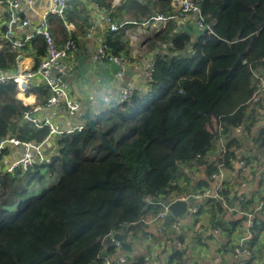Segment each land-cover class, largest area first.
<instances>
[{"label": "trees", "instance_id": "obj_1", "mask_svg": "<svg viewBox=\"0 0 264 264\" xmlns=\"http://www.w3.org/2000/svg\"><path fill=\"white\" fill-rule=\"evenodd\" d=\"M194 1L210 31L202 29L193 42L187 32L176 36L173 54L154 59L145 90H134L120 106L92 116L93 129L85 121L80 132L55 138L57 152L48 163L25 172L0 171V264H100L99 255L115 252L103 243L106 236L118 233L130 243L143 232L141 218L160 208L145 199L168 201L188 193L180 184L189 180L183 167H201L207 180L199 182L197 192L209 188L216 167L204 158L216 147L217 126L223 127L224 136L244 123L254 74L264 71V0ZM110 2L96 0L103 8ZM111 35L104 37L105 43L118 57L122 46ZM33 44L37 57H43L44 40ZM16 55L0 53V69L8 72ZM29 91L40 93L45 105V86ZM15 96L14 84H0V140L48 141L46 127L22 122L29 107ZM256 142L263 152L264 130ZM226 146L222 164L230 169L236 156ZM8 154V149L0 150V162ZM41 170L58 176L57 182L27 197L31 182L41 181ZM219 193L229 205L227 182ZM207 206L211 212L222 209L219 202ZM262 215L252 235L264 229V211ZM215 223L213 228L221 232L225 225ZM180 239L176 235L174 240ZM180 256L176 251L171 259Z\"/></svg>", "mask_w": 264, "mask_h": 264}, {"label": "crops", "instance_id": "obj_2", "mask_svg": "<svg viewBox=\"0 0 264 264\" xmlns=\"http://www.w3.org/2000/svg\"><path fill=\"white\" fill-rule=\"evenodd\" d=\"M48 1L35 0L33 9H30L23 1L16 8L15 13L20 20L28 19L31 25H35L36 15L45 10ZM132 1L138 3L139 7L133 6ZM176 1L111 0L110 6L103 8L98 7L96 0H72L64 15L49 16L47 21L56 46H62L70 35L79 42L75 62L73 64L63 63L67 72L62 76L57 68H54L52 76H60L61 80L66 83L72 98L81 104V109L74 117H66L62 107L48 111L43 110L41 109L42 95L31 91L25 96L16 95V100L23 106L29 107L28 109L39 108L36 116L39 118L49 116L58 129L69 130L85 122L83 115L92 100L114 94L118 87L132 88L135 91L145 90L147 84L146 63L156 57L162 58L173 54L171 42L181 33L187 32L191 36L192 42L200 35L201 29L197 27L196 18L193 15L181 19L172 18L164 22L151 20L157 15L164 17L169 14L170 16L174 15L177 11ZM28 11L32 13L28 14ZM106 19L118 25L116 31L106 33ZM7 21V14L0 8V53L11 52L8 49V44L2 39ZM12 30L15 36L21 37L30 30V27L20 28L17 24L12 26ZM87 32L90 33V37L85 38L84 35ZM108 34H112L113 41L122 46L117 55L123 59L126 65L120 77H117L119 67L116 64L109 61L100 63L92 61L93 51ZM34 46L32 42L16 55L14 65L11 64V69L6 71L9 75L25 73L36 68L44 56L37 57ZM186 51H183L182 55L186 54ZM258 76L259 80L264 79V71L260 70ZM40 84L39 78L34 77L29 82V90L40 87ZM29 99L32 100L25 102ZM261 105L264 106V96ZM245 112L244 123L236 128H229L226 135L222 136V143L225 146L229 145V148L234 151L235 160L243 157L249 160L251 165L249 173L245 176L240 174L235 162L232 163L230 169H226L228 209L220 205L222 208L220 212H211L207 202H192L191 205H196L198 212L180 216L183 222L181 230L169 231L165 228L162 235L156 234L154 226L142 225L143 232H137L136 239H131L129 243L132 248L131 253L125 255L128 264L141 259L144 264H152L153 257L156 259V264H264V229L256 236L254 233L252 235L251 230L249 232L246 226V218L233 208L239 197L245 199L244 210L246 212H252L260 202H264V185L260 181L261 174L264 173V157L256 142V138L264 130V112L260 113L250 108ZM44 144L42 147L44 156L51 159L57 152L55 139L48 142L46 146ZM6 149L9 150V154L0 162V169L21 158L24 153V149L21 147L12 146ZM216 154L215 147L206 154L205 162L214 161ZM182 169L189 179L188 181L180 180V184L187 185V194L193 193V190H196L193 194H200L204 188L201 192H197L202 188L199 187V182L207 180L203 169L196 165L190 169L185 167ZM41 174V181L34 179L31 182L27 197L37 195L58 180V176H49L45 170H41ZM213 186L214 184L210 182L209 189H213ZM262 218V214L254 215L255 222ZM215 222L221 223L225 227L219 234L211 235V230L216 225ZM146 234L153 237L152 243L142 241L138 246L136 242ZM176 235L181 238L179 245L174 243ZM241 239H245L243 243L245 252L236 254L234 248ZM176 251L180 252L181 258L171 259ZM103 255L105 254L103 253ZM114 255H121L117 248H115Z\"/></svg>", "mask_w": 264, "mask_h": 264}, {"label": "built area", "instance_id": "obj_3", "mask_svg": "<svg viewBox=\"0 0 264 264\" xmlns=\"http://www.w3.org/2000/svg\"><path fill=\"white\" fill-rule=\"evenodd\" d=\"M26 2L30 9H33V5L35 0H0V8L3 9L4 13L8 15L7 24L2 33V39L9 46V50L13 53L19 54V52L31 44L35 39L41 38L45 42L46 53L44 57L38 62V65L34 70H30L25 73H17L9 75L7 72H4L0 69V84L4 83H12L16 88L17 96H25L29 92V82L34 78H39L41 84L45 86L48 90V99L45 105L41 106L43 110H53L58 107H62L65 110L66 117H74L79 110L81 109V104L74 100L69 93V89L64 81L61 80L60 76L64 75L67 72L66 67L63 65L64 62H69L73 64L76 60V56L78 53L79 42L77 39L68 36L62 46H55L51 33L49 31L48 26V17L49 16H62L68 8L69 3L72 0H49L48 6L45 8L43 12L36 15V24L31 25L30 20H20L15 10L19 6L21 2ZM177 11L172 16H154L151 18L153 22H164L168 21L172 18H184L189 15H193L196 18V24L199 29H208V26H205V19L202 17L200 13V8L198 4L194 0H177ZM107 24L106 33L114 32L117 30L118 25L111 22L109 19L105 20ZM19 25L20 28L30 27V30L21 37H17L14 35L12 26ZM85 38L90 37V33L87 32L84 35ZM264 60V59H263ZM92 61L94 63H100L102 61H109L116 64L119 67V73L117 77H120L124 70L126 63L120 57L113 56L109 53L108 47L105 43V39H103L98 46L95 48L92 54ZM154 60H150L145 65V78L146 82L151 80L152 72H153ZM57 68L60 76L54 77L52 76V70ZM254 83L255 89L251 95V97L245 103L247 108L254 109L260 113L264 112V106L261 105L262 97L264 96V79L259 80L258 74H254ZM134 90L132 88L118 87L114 94L106 95L98 100H92L88 105V110L90 116H97L102 110L118 107L125 101H127L132 95ZM39 108L29 109L22 113L21 120L22 122L31 125L32 127L39 129L42 127H46L48 130V139L57 138L63 135L71 134L73 132H80L84 123L81 125H77L72 127L69 130H60L56 127L55 123L50 119L49 116H44L39 118L36 116ZM222 133L223 127L217 126V140H216V149L217 154L214 159L216 171L211 174V182L214 184L213 189L205 188L200 194H191L193 197V202H209L212 204L213 202H219L221 206L227 208V204L220 195V190L223 188L224 183L226 182V169L222 164V161L226 155L227 147L222 143ZM46 142V141H45ZM44 142V143H45ZM32 144V143H21L13 138H5L0 140V150H4L8 147H24L23 156L17 160H14L8 164H6L0 171L4 173H13L15 170H21L23 172L29 170L34 165H44L48 163L50 159L45 158L43 153V144ZM264 157V151H263ZM236 163L239 169V172L242 176H245L250 171V164L243 157L237 158L233 163ZM261 183L264 185V173L261 174ZM189 194L182 196L177 199H170L167 202H174L176 200L185 201ZM144 202H147L152 205H158L160 208L157 210H149L142 218L141 223L144 226H154L156 234L162 235L164 233L165 227H163L162 223L164 218L168 214V210L162 205L155 204L154 201L149 199H145ZM244 202L243 197H239L235 201L234 210L239 212L241 215L246 218V226L250 230L255 226L256 222L254 220V215H260L264 211V202H260L257 207L252 212H246L242 209V203ZM189 203L187 208L189 213L196 214L198 212V208L196 205H191ZM228 209V208H227ZM171 228L173 231H180L183 222L179 217H176L171 222ZM219 230L212 228L211 234L217 235L219 234ZM113 235H108L105 237L103 243L107 244L108 241L113 239ZM145 241L146 243L151 244L153 239L149 234L143 236L141 240H138L136 244L138 246L141 245V242ZM245 239H241L238 242V245L234 248V253L242 254L245 252L243 249V243ZM174 243L179 245L177 240H174ZM113 256V255H112ZM106 256L99 255L98 260L100 264H126L125 255H114ZM152 264H156V259L153 257Z\"/></svg>", "mask_w": 264, "mask_h": 264}, {"label": "water", "instance_id": "obj_4", "mask_svg": "<svg viewBox=\"0 0 264 264\" xmlns=\"http://www.w3.org/2000/svg\"><path fill=\"white\" fill-rule=\"evenodd\" d=\"M31 13H32L31 11H28V14H31ZM236 63L237 64L241 63V59L238 58ZM83 118L85 119L87 126L90 129H93V119L90 116L89 110H87L85 112V114L83 115ZM54 139L55 138H50L48 140V142H50L51 140H54ZM48 142L46 141L44 146H46ZM18 147H21L24 149L23 146H18ZM192 202H193V197L191 196V194H189V196L187 197V199L185 201L176 200L172 203L167 202V201H162V200L154 201L155 204L162 205L163 207H165L168 210V214L166 215V217L164 218V221L162 223L163 227L167 228L169 231H173V229L170 226L171 222L176 217L189 215V210H188L187 206L189 203H192ZM106 245L117 248L118 251L124 255L130 254L131 249H132L130 244L123 241L122 237L118 233L114 234L113 239L111 241H108Z\"/></svg>", "mask_w": 264, "mask_h": 264}, {"label": "bare ground", "instance_id": "obj_5", "mask_svg": "<svg viewBox=\"0 0 264 264\" xmlns=\"http://www.w3.org/2000/svg\"><path fill=\"white\" fill-rule=\"evenodd\" d=\"M99 7V6H98ZM111 15V14H110ZM71 36V35H70ZM84 39V38H83ZM112 51V50H111ZM257 69V68H256ZM53 75V74H52ZM42 106V105H41ZM74 133V132H73ZM230 172V171H229ZM260 185V184H259ZM261 186V185H260ZM226 194V193H225ZM246 197V196H245ZM155 210V209H154ZM197 217V216H196ZM202 225V224H201ZM212 235V234H211ZM155 241V240H154Z\"/></svg>", "mask_w": 264, "mask_h": 264}, {"label": "rangeland", "instance_id": "obj_6", "mask_svg": "<svg viewBox=\"0 0 264 264\" xmlns=\"http://www.w3.org/2000/svg\"><path fill=\"white\" fill-rule=\"evenodd\" d=\"M46 172V171H45ZM187 186V185H186Z\"/></svg>", "mask_w": 264, "mask_h": 264}, {"label": "clouds", "instance_id": "obj_7", "mask_svg": "<svg viewBox=\"0 0 264 264\" xmlns=\"http://www.w3.org/2000/svg\"><path fill=\"white\" fill-rule=\"evenodd\" d=\"M49 140V139H48Z\"/></svg>", "mask_w": 264, "mask_h": 264}]
</instances>
